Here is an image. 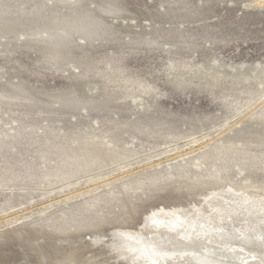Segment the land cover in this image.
I'll use <instances>...</instances> for the list:
<instances>
[{"label":"rangeland","instance_id":"obj_1","mask_svg":"<svg viewBox=\"0 0 264 264\" xmlns=\"http://www.w3.org/2000/svg\"><path fill=\"white\" fill-rule=\"evenodd\" d=\"M81 2L80 12L88 10L98 20L96 36H75L72 43L62 44L59 58L48 45L20 34L25 25L45 27L50 2L39 16H24L10 1L0 0V24L14 31L0 44L1 220L22 212L27 216L20 226H52L77 209L96 217L140 182L214 177L264 187V143L237 142L238 132L264 135V103H259L264 97V0ZM56 10L62 16L71 11ZM127 80L133 86L127 87ZM128 91H135L141 105L124 97ZM104 133L140 171L43 212L52 199L65 198L58 195L62 187L68 190L81 180L83 185L73 192L79 194L95 186L88 176L96 168L81 149ZM207 134L210 147L140 168L148 161H165L168 157L160 154L166 150H175L170 158L187 153L188 140ZM88 262L94 264V259Z\"/></svg>","mask_w":264,"mask_h":264},{"label":"bare ground","instance_id":"obj_2","mask_svg":"<svg viewBox=\"0 0 264 264\" xmlns=\"http://www.w3.org/2000/svg\"><path fill=\"white\" fill-rule=\"evenodd\" d=\"M7 1L24 16H39L47 2L51 3L53 8L45 27L25 25L20 34H27L31 40L48 45L55 57H59L62 44L72 43L75 36L88 40L96 36L98 20L93 19L88 10L84 15L80 12L81 0ZM31 1L35 5L28 9L26 5ZM59 7L71 11L62 16L56 10ZM4 9L9 11V8ZM11 29V25L0 24V44L8 42L9 38L4 42L1 39L13 33ZM131 83L127 80V87L133 86ZM12 87H15V92L25 94L23 89ZM146 89L143 87L140 91L144 93ZM8 92L12 93L11 90ZM134 92L128 91L124 97L139 106L141 103H137ZM81 103L84 102H78L79 105ZM259 103H264V97ZM238 124L240 119L234 125ZM237 134L240 136L237 142L264 143L262 134ZM109 138L106 133L95 136L81 149L83 155L90 159L91 166L96 168L94 171L97 173L88 176V183L95 186L89 189L87 185L89 190L74 194L83 185L81 180H76L67 186L68 190L62 187L58 193L65 198L52 199L42 209L43 212L55 204L67 205L92 196L140 171H134L135 164L129 163L128 156L120 151L114 138ZM208 138L207 134L188 140L189 151L186 149L187 153L183 155L170 158L175 150H166L160 154L168 157L165 161H148L147 165L144 163L145 167H139L152 168L164 162L184 159L210 147L213 142ZM108 167L112 168L104 171ZM115 174L118 175L115 177ZM112 176L114 181L110 179ZM101 181L104 183L102 186L97 184ZM26 216L21 212V215L0 218V236L4 237L0 242V264H90L89 258L94 259V264H261L264 260V187H255L251 183L238 186L214 177L200 182L190 179H171L151 185L140 182L129 194H122L112 204L101 208L96 217L86 216L77 209L66 221H55L52 226L41 223L18 225Z\"/></svg>","mask_w":264,"mask_h":264},{"label":"snow or ice","instance_id":"obj_3","mask_svg":"<svg viewBox=\"0 0 264 264\" xmlns=\"http://www.w3.org/2000/svg\"><path fill=\"white\" fill-rule=\"evenodd\" d=\"M242 264H243V262H242ZM261 264H264V260H262Z\"/></svg>","mask_w":264,"mask_h":264}]
</instances>
